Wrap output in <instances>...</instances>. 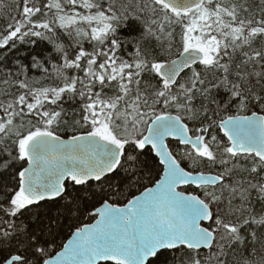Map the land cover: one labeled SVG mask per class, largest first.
<instances>
[{
  "label": "snow or ice",
  "instance_id": "snow-or-ice-1",
  "mask_svg": "<svg viewBox=\"0 0 264 264\" xmlns=\"http://www.w3.org/2000/svg\"><path fill=\"white\" fill-rule=\"evenodd\" d=\"M15 12L0 264H264V0Z\"/></svg>",
  "mask_w": 264,
  "mask_h": 264
},
{
  "label": "trees",
  "instance_id": "trees-1",
  "mask_svg": "<svg viewBox=\"0 0 264 264\" xmlns=\"http://www.w3.org/2000/svg\"><path fill=\"white\" fill-rule=\"evenodd\" d=\"M16 3L17 0H0V30H2L5 24L9 22L11 16L16 15L15 12ZM68 231H69L68 229L65 230V236H68Z\"/></svg>",
  "mask_w": 264,
  "mask_h": 264
},
{
  "label": "water",
  "instance_id": "water-1",
  "mask_svg": "<svg viewBox=\"0 0 264 264\" xmlns=\"http://www.w3.org/2000/svg\"><path fill=\"white\" fill-rule=\"evenodd\" d=\"M70 238V237H69Z\"/></svg>",
  "mask_w": 264,
  "mask_h": 264
}]
</instances>
